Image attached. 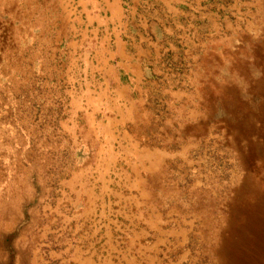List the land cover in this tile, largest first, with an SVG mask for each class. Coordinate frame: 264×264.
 <instances>
[{
    "label": "rangeland",
    "instance_id": "rangeland-1",
    "mask_svg": "<svg viewBox=\"0 0 264 264\" xmlns=\"http://www.w3.org/2000/svg\"><path fill=\"white\" fill-rule=\"evenodd\" d=\"M168 2L130 13L120 0L117 20L102 0H0V264H67L76 247L99 249L109 217L125 249L135 204L100 183L121 173L141 181L142 212L175 231L155 263L264 264V0ZM85 7L101 18L87 23ZM150 16L161 25L127 61L136 79L112 41H93L125 44ZM120 142L161 150L158 170L133 174ZM139 234L134 245L151 239Z\"/></svg>",
    "mask_w": 264,
    "mask_h": 264
},
{
    "label": "crops",
    "instance_id": "crops-1",
    "mask_svg": "<svg viewBox=\"0 0 264 264\" xmlns=\"http://www.w3.org/2000/svg\"><path fill=\"white\" fill-rule=\"evenodd\" d=\"M101 10L103 12H107L110 17H115L117 20L118 16L120 15L121 11L119 12L118 4L120 0H102ZM170 1V0H169ZM165 3H169L168 0H165ZM135 4L136 0H129V12H135ZM82 7V6H81ZM87 11L86 21L87 23H93V19L101 18L102 15L94 14L92 9H88L85 7ZM110 11V12H109ZM101 20V19H99ZM159 18L156 16L148 17V18H138L137 19V30L134 32L133 36H130V41L125 42V44H131L129 46V50L123 44L121 34H117L110 38H105L104 36L99 37V39H95L93 41V45L96 47H103L107 45L109 41L114 43V50H111V53L116 55L122 59V66L124 71L128 72L130 76H133L136 79L141 78V70L137 65L127 62L129 59H136L142 58L144 54L151 50V45L156 43L157 37L155 36L157 25L160 23L158 22ZM119 22V21H118ZM161 25V24H160ZM107 26V25H106ZM125 28V26H123ZM136 28V27H135ZM105 32V31H103ZM119 33V31H118ZM126 47V49H125ZM110 52V51H107ZM123 86V85H121ZM127 134L124 132L122 137L125 138ZM106 137V136H105ZM106 143V138H104ZM101 152L103 153L104 157L100 162H97V166L104 171L106 166L109 164V155L114 154L112 150H110V145H103L101 146ZM116 154L122 155L124 157L123 162L125 166L128 167L129 171L136 174V168L138 163L145 167L147 171H156L158 170L160 163V155H163L161 150L158 148H147L143 147L140 150L135 149V145L130 143H119V146L116 148ZM165 155V154H164ZM143 160H147L148 166H145ZM105 163V165H103ZM110 168H108L109 170ZM115 169H117L115 167ZM107 170V171H108ZM121 177L123 179H116V180H105L102 179L101 187L108 189L106 191L109 193L110 196H115L114 203L122 202L123 205L135 204L134 208L130 210L132 213L129 215L128 222L133 223V225H137L139 227L143 226V228H134L131 230V237L128 240V245L125 249L118 250L117 246L112 243V233L115 227L112 225L114 221L109 217L106 218V221L103 225V244L100 245L99 249H78L77 247L73 249L74 251L71 253L70 262L67 264H157L155 263L158 258L157 252L161 245L166 244L165 241L168 239V236L173 235L175 231L172 227H168L167 231L164 232L161 227V223L165 221L162 218V215L158 211H153L152 214L150 212H142L141 204L146 202V199L143 198L144 192H146L142 188V184L140 180L137 178L130 179L129 176H125L121 173ZM134 177V176H132ZM104 178V176H102ZM106 181L103 182V181ZM72 186V190L76 187L77 183H81L79 180H70L68 181ZM113 183V185H112ZM127 186L128 189H135V191L126 193L124 196L121 192L120 187ZM143 189V191H142ZM87 190H84L86 192ZM78 192V191H77ZM88 192V191H87ZM88 195L90 193L88 192ZM145 197V195H144ZM146 222L145 225H141L140 222ZM151 227V228H150ZM151 239L145 240L143 244H135L134 237L139 236V232L143 233V235H150ZM138 232V233H137ZM137 233V234H136ZM136 234V236H134ZM161 235V237L159 236ZM161 240V241H160ZM180 244V243H179ZM182 244V242H181ZM133 245V247H132ZM119 252V253H118Z\"/></svg>",
    "mask_w": 264,
    "mask_h": 264
}]
</instances>
